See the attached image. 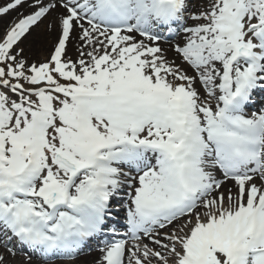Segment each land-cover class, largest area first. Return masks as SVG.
Segmentation results:
<instances>
[{"label":"snow or ice","instance_id":"snow-or-ice-1","mask_svg":"<svg viewBox=\"0 0 264 264\" xmlns=\"http://www.w3.org/2000/svg\"><path fill=\"white\" fill-rule=\"evenodd\" d=\"M12 12L0 264L93 241V264H264V0H0ZM45 21L51 50L30 60Z\"/></svg>","mask_w":264,"mask_h":264},{"label":"bare ground","instance_id":"bare-ground-1","mask_svg":"<svg viewBox=\"0 0 264 264\" xmlns=\"http://www.w3.org/2000/svg\"><path fill=\"white\" fill-rule=\"evenodd\" d=\"M16 15L15 12H12L9 14V16L5 17L4 20L2 22H0V29H2L3 23H6L8 20H10L12 17H14ZM35 33V37H33L25 46L26 47V53L29 56V58H34L35 55H45L46 53L49 52V49L52 45V43L54 42V38L55 35L53 33H49L46 28H43L41 30H39L38 32H34ZM139 39V37H137ZM176 42V41H174ZM75 44H76V40L73 39L69 42L68 45V54L70 56L73 57V59H75L76 53H75ZM160 46L162 48H164L167 52V55L169 56V58H173L174 57V53L171 52V48L170 45L168 43H163L160 42ZM183 67V66H182ZM184 69L188 72V74L192 75L193 72L192 70L187 67L184 66ZM197 87H199V85H197ZM201 93L202 90H201ZM264 104V103H263ZM100 256V253L98 250H95L93 252H89L85 255H83L82 257H80L79 259H77L74 262L71 263H56V264H93L94 261H96ZM19 260H23L24 257H18ZM32 264H40L39 261H32Z\"/></svg>","mask_w":264,"mask_h":264},{"label":"rangeland","instance_id":"rangeland-1","mask_svg":"<svg viewBox=\"0 0 264 264\" xmlns=\"http://www.w3.org/2000/svg\"><path fill=\"white\" fill-rule=\"evenodd\" d=\"M199 2H200V0H194V3H196L197 5L199 4ZM193 11H195V9H193ZM47 22L45 21L44 23H41L40 25H39V27L38 28H36L34 31H33V33H32V35L31 36H29L28 37V39L24 42V46H26L27 45V43L33 38V37H35L36 35H35V33L34 32H38L39 30H41V29H43V28H45V24H46ZM169 45H170V48H171V45L172 44H174L173 42L171 43V42H167ZM52 46V45H51ZM51 50V47H50V49H49V51ZM172 52V51H171ZM47 54L48 53H46L45 55H35L34 56V58H29L30 60H43L46 56H47ZM177 63H179V61H177ZM185 67H187L186 65H184ZM183 66V67H184ZM188 68V67H187ZM188 70H189V68H188ZM190 75V74H189ZM202 95H203V93H201ZM21 257H24L23 255H21Z\"/></svg>","mask_w":264,"mask_h":264}]
</instances>
